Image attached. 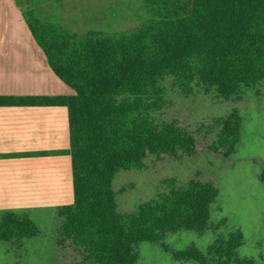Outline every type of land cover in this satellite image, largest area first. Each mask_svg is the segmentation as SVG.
<instances>
[{
	"label": "trees",
	"instance_id": "16d2710c",
	"mask_svg": "<svg viewBox=\"0 0 264 264\" xmlns=\"http://www.w3.org/2000/svg\"><path fill=\"white\" fill-rule=\"evenodd\" d=\"M34 12L25 11V21L52 71L75 94L0 95V107L68 109L70 148L38 153L72 160L74 202L59 209L58 246L70 244L85 264H136L141 243L209 230L218 197L214 184L191 180L179 186L170 180L167 193L123 213L113 182L121 170L142 169L150 154L195 152L193 135L151 117L164 107L166 78L180 84L196 80L226 99L264 80V0H193L187 14L151 19L112 37L62 30ZM218 122L213 148L229 157L241 144L242 119L235 110ZM38 233L28 214L0 211V242L20 248ZM243 242L240 232H230L206 252L191 247L175 257L199 264H256L240 257Z\"/></svg>",
	"mask_w": 264,
	"mask_h": 264
},
{
	"label": "rangeland",
	"instance_id": "374dc122",
	"mask_svg": "<svg viewBox=\"0 0 264 264\" xmlns=\"http://www.w3.org/2000/svg\"><path fill=\"white\" fill-rule=\"evenodd\" d=\"M17 2L24 11L34 10L38 19L53 23L62 30L81 36L98 32L109 37L130 34L151 19L187 14L193 5V0ZM3 22L4 10L0 7L1 32L5 26ZM18 54L37 57L27 46ZM37 60L40 67L36 62L37 71L38 68L43 71L45 65V69L50 70L42 51ZM34 77L25 86L45 87L49 84L44 75ZM0 81L4 87L8 86L5 78ZM163 86L164 107L153 112L151 117L157 123H174L189 132L197 141L196 150L180 157L150 154L142 169L121 170L113 182L118 209L123 213L137 211L142 204L167 193L170 180L179 186L191 180L212 183L218 189V197L211 206L209 230L204 233L180 231L169 234L161 243H141L137 247L136 264H199L180 261L175 253L191 247L206 252L218 238H227L235 231L244 237L238 250L240 257L264 264V80L242 87L237 96L229 99L207 90L196 80L191 84H180L168 77ZM235 110L242 119V141L236 152L227 157L224 151L215 150L213 144L221 130L218 120ZM61 207L18 211L30 216L39 233L25 240L20 248L0 242V264H85L83 257L70 244L62 249L57 244Z\"/></svg>",
	"mask_w": 264,
	"mask_h": 264
},
{
	"label": "crops",
	"instance_id": "0c3cea01",
	"mask_svg": "<svg viewBox=\"0 0 264 264\" xmlns=\"http://www.w3.org/2000/svg\"><path fill=\"white\" fill-rule=\"evenodd\" d=\"M0 7L5 17V26L0 31V79L8 80L7 87L0 81V95H74L73 89L55 75L49 64L50 70L45 69L46 65L43 71L39 70L37 58L40 51L44 52L25 21L24 7L17 0H1ZM25 46L37 57L19 55ZM39 75L46 76L49 84L25 86ZM69 148L67 108L0 107V211L21 212L73 204L71 157L38 155ZM18 154L24 156H11Z\"/></svg>",
	"mask_w": 264,
	"mask_h": 264
}]
</instances>
